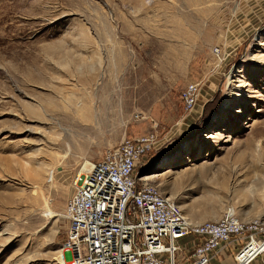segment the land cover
Segmentation results:
<instances>
[{
	"label": "rangeland",
	"instance_id": "rangeland-1",
	"mask_svg": "<svg viewBox=\"0 0 264 264\" xmlns=\"http://www.w3.org/2000/svg\"><path fill=\"white\" fill-rule=\"evenodd\" d=\"M191 82L199 116L169 139ZM57 105L92 114L77 126ZM151 130L149 185L193 223L230 213L264 240V0H0V264H70L64 209L80 168Z\"/></svg>",
	"mask_w": 264,
	"mask_h": 264
},
{
	"label": "built area",
	"instance_id": "built-area-1",
	"mask_svg": "<svg viewBox=\"0 0 264 264\" xmlns=\"http://www.w3.org/2000/svg\"><path fill=\"white\" fill-rule=\"evenodd\" d=\"M199 91L198 82L181 91L185 110L195 106ZM157 142L153 130L126 135L92 161L90 169L80 168L64 209L67 230L60 249L65 260L70 256V264H176L181 241L189 236L197 241L188 264H210L215 252L232 240L249 241L262 233L256 222L230 213L191 222L173 198L139 175Z\"/></svg>",
	"mask_w": 264,
	"mask_h": 264
},
{
	"label": "bare ground",
	"instance_id": "bare-ground-1",
	"mask_svg": "<svg viewBox=\"0 0 264 264\" xmlns=\"http://www.w3.org/2000/svg\"><path fill=\"white\" fill-rule=\"evenodd\" d=\"M71 106H73V105H71ZM54 108L59 110V112L61 113V116L63 117V121L75 122L77 124V126H80L81 125L80 123H84V121L86 122L88 120V118L91 117L90 115L92 114L91 111L87 112V108H85V107H81L80 109L76 107L77 111L72 110V112H68L66 110L65 106L63 107V106L57 105V106H54ZM88 116H90V117H88ZM90 122H91V120H90ZM67 146H71V145L67 144ZM53 158H56V157L54 156ZM91 166H92V163L90 164L89 169L91 168ZM35 173L38 174L39 172H37V170H35ZM146 179L149 180L148 176L146 177ZM37 196H38V198L42 197V195L38 194V192H37ZM49 202L46 203V207L48 210L52 208L51 207L52 202L51 201H49ZM262 251H264V240L263 239H256V237H254L253 239H250L247 242L246 247L243 248L239 252L238 257H239V260L241 261V264H250V262H252L258 256V254Z\"/></svg>",
	"mask_w": 264,
	"mask_h": 264
},
{
	"label": "crops",
	"instance_id": "crops-1",
	"mask_svg": "<svg viewBox=\"0 0 264 264\" xmlns=\"http://www.w3.org/2000/svg\"><path fill=\"white\" fill-rule=\"evenodd\" d=\"M196 105L197 104H195V106L190 111H188L189 112L188 115L182 117V119H180V121H178L173 126V128L171 129L169 134L175 128H176V130L173 132V134H171L169 136V139L176 137L179 134H182V133L188 131L190 128L193 127V125L195 124V121L197 120V118L199 116L196 114L198 112V110L196 109ZM198 105H200V104H198ZM241 241L242 240L234 239L229 244L223 246L219 251L215 252L210 264H234L233 260H232V255L236 254V252H238L240 250L239 244L241 243Z\"/></svg>",
	"mask_w": 264,
	"mask_h": 264
},
{
	"label": "water",
	"instance_id": "water-1",
	"mask_svg": "<svg viewBox=\"0 0 264 264\" xmlns=\"http://www.w3.org/2000/svg\"><path fill=\"white\" fill-rule=\"evenodd\" d=\"M143 170H144V168H141V170H140V172H139V175H140V176H142V175L145 174Z\"/></svg>",
	"mask_w": 264,
	"mask_h": 264
}]
</instances>
